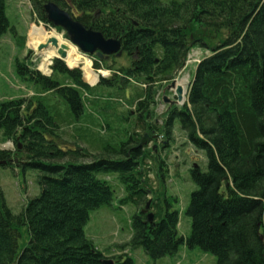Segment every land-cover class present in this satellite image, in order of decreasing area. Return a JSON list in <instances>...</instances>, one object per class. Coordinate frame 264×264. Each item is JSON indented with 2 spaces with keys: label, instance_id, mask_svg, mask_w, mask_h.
Segmentation results:
<instances>
[{
  "label": "trees",
  "instance_id": "obj_1",
  "mask_svg": "<svg viewBox=\"0 0 264 264\" xmlns=\"http://www.w3.org/2000/svg\"><path fill=\"white\" fill-rule=\"evenodd\" d=\"M5 1L0 0V36L9 27ZM47 1L104 38L119 39L121 56L129 63L117 65L114 54L96 58L93 68L111 75L94 85L97 81L82 80L79 68L69 69L75 66L67 68L60 59H53L50 76L16 60L22 79L36 90L0 102L3 141L15 145L14 150L0 149V161H6L0 165L17 159L22 171L34 169L39 193L14 214L0 187V264H103L106 258L134 264L129 249L142 248L157 260L174 255L180 245L214 254L216 264H264V0H28L32 15L44 24L49 23L43 9ZM20 45L24 48V40ZM193 49L209 54L196 64L187 101L172 109L163 126L147 122L156 95ZM128 87L135 94L128 100L134 114L127 140L106 144L99 154L76 144L83 138L101 140L87 133L90 122L81 128L86 124L80 115L85 105L108 109L99 103L98 90L110 100L124 96ZM175 120L187 142L206 157V171L190 169L196 189L185 211L191 219L185 238L177 232V198L163 188L166 170L157 147H138L152 131L167 144ZM108 122L96 127L106 132ZM151 160L158 165L160 188L149 186L142 170ZM99 173H118L123 186L119 203L136 207L123 255L103 254L85 235L89 212L114 199ZM148 200L151 223L143 211ZM23 227L28 243L19 252Z\"/></svg>",
  "mask_w": 264,
  "mask_h": 264
},
{
  "label": "rangeland",
  "instance_id": "obj_2",
  "mask_svg": "<svg viewBox=\"0 0 264 264\" xmlns=\"http://www.w3.org/2000/svg\"><path fill=\"white\" fill-rule=\"evenodd\" d=\"M168 1L170 0H160L161 3H166ZM5 15L9 27L6 33L0 36V102L11 98L31 95L32 91L36 90L34 84L22 79L24 75H21L17 71L16 60L25 62L26 66H30V68L37 70L42 75L49 76L51 74V64L44 66L42 63L43 56L36 53L34 51L35 48H33L31 44L32 41L35 44L33 38L36 33L40 32L42 34L47 29H49V31H54L57 33L56 36L59 35L58 38L62 50L66 51L69 48H73V46L64 42L66 40L68 41V38L65 37V32L63 30L57 31L56 28L36 20L32 15L28 0H6ZM41 25L46 28L44 30L40 29ZM52 34L54 33L52 32ZM38 36L39 38L45 37L41 35ZM23 40L24 48L20 45ZM28 41H30V44H27ZM76 50L75 51L79 53V50ZM28 51H30V53ZM47 53L45 54V59L49 60L47 58ZM79 54L81 55L80 57L89 59L92 66L91 69H94L93 63L96 58L81 52ZM207 54H209L208 51L193 49L188 54L185 67H182L175 74L174 79L182 81L185 87L184 100L182 104L176 105L177 108H180L187 101L186 93L193 79L196 64ZM26 55L28 56L27 59L29 62L24 59ZM53 59L54 58L51 59V62ZM118 60L119 62L117 65H128L129 63L125 55L119 57ZM83 63L85 62L83 61ZM83 63H79L81 67L75 66L72 68H79L84 78H87ZM46 69L47 71H45ZM97 71H106V74H101L104 77H109L111 75L109 70L99 69ZM97 84L98 83L95 85ZM131 85L133 86V84ZM132 88L128 87L124 92V96H120L119 98L114 97V99L110 100H107L109 98L106 99L102 97L105 96L106 93L98 90L97 93L100 95L99 103H107L110 105L108 109L106 110L104 105L98 108H95L93 105H85L80 115L82 117V122H85V124L87 123L86 121L91 123L87 128V133L100 136L101 140L98 142L96 140L91 141L89 138H83L82 140L78 139L76 144L86 147L92 154H99L106 144L114 146L119 141H126L129 136L127 132L132 131L133 128L132 114H134V107L128 104V100L135 94ZM170 92L167 91L166 95L171 96L172 94ZM164 108L165 106L161 102V96L158 97L157 94L155 103L150 106V110H153V116L146 119L147 122L153 121L158 124V126H163L162 122H164L166 118L163 116ZM128 110H130L131 114L128 113L129 118L126 119L123 114ZM93 118L95 121H93ZM107 120L110 124V130L102 132L100 128L96 127V124L103 126ZM86 126L87 124L83 125L81 128H86ZM134 130L143 133V129L139 126H134ZM91 135L90 137H92ZM62 137L64 140H67V145L74 147L72 145L74 141L69 135H64ZM164 141L166 142L163 135L157 133L155 137H148L144 145L148 147L155 146L154 148L157 147V154L160 155L164 162L162 168L166 170V173L163 188L167 195H172L177 198V202H175L173 206L174 209L178 211L179 217L177 232L180 237L185 238L189 236L191 232V219L185 211L189 204L190 194L196 189V185L191 179L190 169L193 166H197L200 170L206 171V157L203 151L194 148L187 142L185 133L180 129L179 123L176 120L173 122L172 132L170 139L167 140V144ZM0 149H15L13 142L3 141L1 132ZM86 160L89 159H85V161ZM16 161L17 159H14L13 162L11 161L12 164L9 166L0 165V187L7 207L14 214L21 211L23 205L29 198L39 193V188L36 184L35 170L26 168L25 171H22L19 164H16ZM157 169L158 165H155L152 160L147 162L145 169H142L145 171L149 186L152 188L159 187L156 177ZM97 177L108 181L112 187L114 199L111 205H102L89 212V219L84 226L85 235L93 241L95 247L103 254L107 256L115 254L123 255L125 254L123 253L125 248L121 246H125L131 238L130 220L136 212V207L131 203H119V199L123 195V186L118 177V173H99ZM150 197L151 196H149V198ZM27 243L28 235L26 233V228L23 227L20 229V236L18 238L19 252L22 251ZM128 255L133 259L134 264H216L217 262V258L214 254L204 252L198 247L189 248L186 245H180L177 253L174 255L164 256L157 260L151 259L142 248L129 249Z\"/></svg>",
  "mask_w": 264,
  "mask_h": 264
},
{
  "label": "water",
  "instance_id": "obj_3",
  "mask_svg": "<svg viewBox=\"0 0 264 264\" xmlns=\"http://www.w3.org/2000/svg\"><path fill=\"white\" fill-rule=\"evenodd\" d=\"M43 9L46 13L47 21L53 27H60L66 34L68 41L74 45L81 53L85 55H94L101 59L103 56L115 55L120 57L122 54L121 42L119 39L114 38H104V36L91 28H86L79 21L74 19L67 11L61 9L57 4L47 1L44 3ZM52 44H55V39L51 40ZM59 56L56 59L63 60L65 57V51L58 49ZM69 68V67H68ZM72 69V68H69ZM103 77V76H102ZM99 80L97 81V83ZM174 88V93L176 97V104H182L183 102V89L180 85H177L176 79L172 80L166 87L165 90H172ZM166 95L163 96V102L168 101ZM148 139V135L144 134L138 147H142ZM20 148V144L18 145ZM155 147V146H154ZM6 161H0V164H5ZM150 200L146 202L143 209L147 212V221H153V215L148 212ZM103 264H114L111 259H103Z\"/></svg>",
  "mask_w": 264,
  "mask_h": 264
},
{
  "label": "bare ground",
  "instance_id": "obj_4",
  "mask_svg": "<svg viewBox=\"0 0 264 264\" xmlns=\"http://www.w3.org/2000/svg\"><path fill=\"white\" fill-rule=\"evenodd\" d=\"M45 28L46 27H44L43 25L40 26V29H42V30H44ZM52 32L54 34H52ZM38 35L45 36V37L44 38H39ZM56 35H57V33H55L54 31H49V29H47L42 34L39 32V33H36V35H34L33 40H34L35 44L33 43V41H32L31 44L33 45V48H35L34 51L36 53H38V54L43 56V59H42L43 62L42 63H43L44 66H47V64H50V61H51L52 58H54L56 56H59L58 49H62L60 47V41H59V38H58L59 35L58 36H56ZM32 36H33V34H32ZM53 38L55 39V44H52V42H51V40ZM30 41H28L27 44L28 43L30 44ZM66 41H64V42L69 44V45H71V46H73V48H69L68 50L65 51V57H63V61L69 67H71V66H80L79 63H83V61H84L85 62V63H83L84 66H85L84 69L86 71V76L88 78V79L84 78V76L82 75V78H83L84 81H87V82L98 81L101 74L104 75V74L107 73L106 71H97L96 72L93 69H91L92 66H91V64L89 62V59H84V58L80 57L81 56L79 54L80 52L79 53L76 52L77 48L74 45H72L70 42H68V41L66 42ZM46 53H47V58L49 60L45 59V56H46L45 54ZM83 57H85V56H83ZM80 61H82V62H80ZM45 71H47V69ZM177 85H180L182 87V89H183V100H184L185 87H184L182 81H177ZM159 96H162V94L159 93L158 97Z\"/></svg>",
  "mask_w": 264,
  "mask_h": 264
},
{
  "label": "flooded vegetation",
  "instance_id": "obj_5",
  "mask_svg": "<svg viewBox=\"0 0 264 264\" xmlns=\"http://www.w3.org/2000/svg\"><path fill=\"white\" fill-rule=\"evenodd\" d=\"M167 84L168 83H166L165 86ZM165 86L161 89V91H163V92L166 93V91H164ZM162 104L165 106V108L163 110V114H164L163 116L166 117L165 120H164V122H162V123L165 124L167 122V120H168L171 112H172V109L174 107H176V100L173 97H169L168 101L162 102ZM152 136H154V137L157 136V132L152 131Z\"/></svg>",
  "mask_w": 264,
  "mask_h": 264
}]
</instances>
